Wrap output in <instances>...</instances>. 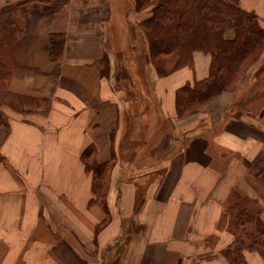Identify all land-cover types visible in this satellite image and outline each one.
<instances>
[{"label":"crops","instance_id":"obj_1","mask_svg":"<svg viewBox=\"0 0 264 264\" xmlns=\"http://www.w3.org/2000/svg\"><path fill=\"white\" fill-rule=\"evenodd\" d=\"M134 1L29 5L10 91L51 106L0 108V264H230L238 212L264 221V54L237 89L180 117L178 90L208 78L211 56L163 78L146 63L141 76L128 50L147 48V15ZM239 1L264 28V0ZM53 35L65 37L58 61ZM86 160L108 164L106 208Z\"/></svg>","mask_w":264,"mask_h":264},{"label":"trees","instance_id":"obj_2","mask_svg":"<svg viewBox=\"0 0 264 264\" xmlns=\"http://www.w3.org/2000/svg\"><path fill=\"white\" fill-rule=\"evenodd\" d=\"M35 1L38 0L0 7V108L10 106L23 113H47L51 106L48 99L19 96L10 91L12 70L16 66L14 45L23 35L24 16ZM147 8H151V15L141 22V28L148 39L158 77L169 76L185 67L192 68L196 52L211 56L208 78L178 90L176 106L180 117L197 114L223 93L237 89L247 70L259 63L264 52V28L260 17L244 9L239 0H136L137 10ZM64 43V35L51 37L52 61L62 57ZM105 68L106 73L109 72L107 60ZM260 79L264 77H257ZM5 126L8 127L7 122ZM84 158L87 159V151ZM86 167L94 176L92 203L106 208L103 183L108 164L98 165L86 160ZM242 213L233 223L237 240L243 238L238 237L242 227L253 226L256 236L250 231L244 233L251 240L247 250L260 254L264 261V252L257 248L264 243V221L258 214L251 217L242 216ZM232 250L235 249L229 247L224 251L227 258L233 254ZM245 250L234 252L245 259L243 264H248Z\"/></svg>","mask_w":264,"mask_h":264},{"label":"rangeland","instance_id":"obj_3","mask_svg":"<svg viewBox=\"0 0 264 264\" xmlns=\"http://www.w3.org/2000/svg\"><path fill=\"white\" fill-rule=\"evenodd\" d=\"M133 9H134V11L136 10L138 13H139V15H140V17L141 16H143V15H147L146 17H142L141 18V20L142 21H140V24H139V26H140V32L142 33V36L145 38V41L147 42V48L146 47H142V45H141V43L139 42V44L136 46V44H135V47L132 45V46H130V48H129V56H128V58L131 60V62H133L132 64H136V65H134V67H136L137 66V64H138V66H139V68L141 69L140 70V75L141 76H143V74H144V72H145V70H146V67H147V65H146V63L148 64H150V63H153V56L150 54V52H149V45H148V39H147V37H146V34L144 33V31H143V29L141 28V22H143V20H145L146 18H148L151 14H150V11H151V8H147V9H143V10H137L136 9V0L133 2ZM134 29V28H133ZM141 38V37H140ZM263 54H264V52H263ZM263 54H262V56L261 57H263ZM156 60V59H155ZM260 62V61H259ZM259 64V63H258ZM153 65H154V63H153ZM257 65V64H256ZM256 65H253V66H251L248 70H247V72L251 69V68H253V67H255ZM246 72V73H247ZM142 73V74H141ZM253 109H251V110H257L258 109V107H259V105H256V104H252V106H251ZM199 114V113H198ZM189 133V132H188ZM250 211H251V213H250V211H243V210H241L240 212H238V214H240V213H242L241 215L242 216H244V215H250L251 217H256V213H255V210L254 209H249ZM245 212V213H244ZM250 213V214H249ZM233 228H234V226H233ZM234 230H235V228H234ZM242 231L241 232H239V234H238V237H240V236H243V238H240V240H239V242H238V240H236L237 241V243L235 242V244H233L232 246H230L232 249H235V250H232L233 251V254L230 256V257H228V260H229V262H230V264H243V261H245V259L243 258L242 259V257L241 256H239V254L238 253H236V252H234V251H236V250H238V249H242V250H244V249H247L249 246H250V244H251V240L249 239V238H247L246 236H245V234L244 233H246L247 231L249 232L250 231V233L251 234H253V235H255L256 233H254V230H253V226H251V225H246L245 227H242V229H241ZM236 235V234H235ZM237 236V235H236ZM256 236V235H255ZM260 251H262V252H264V243L263 244H260V247H257ZM237 254H238V256H237ZM244 257V256H243ZM240 258V259H239Z\"/></svg>","mask_w":264,"mask_h":264}]
</instances>
